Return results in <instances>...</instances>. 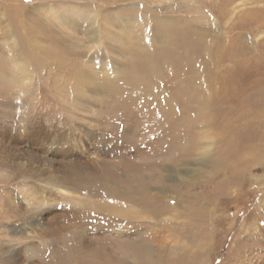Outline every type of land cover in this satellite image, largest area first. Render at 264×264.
I'll return each mask as SVG.
<instances>
[{"label":"rangeland","instance_id":"rangeland-1","mask_svg":"<svg viewBox=\"0 0 264 264\" xmlns=\"http://www.w3.org/2000/svg\"><path fill=\"white\" fill-rule=\"evenodd\" d=\"M153 163L149 194L174 192L147 218L83 189ZM30 169L68 200L12 238ZM8 245L20 264H264V0H0V264Z\"/></svg>","mask_w":264,"mask_h":264},{"label":"bare ground","instance_id":"bare-ground-1","mask_svg":"<svg viewBox=\"0 0 264 264\" xmlns=\"http://www.w3.org/2000/svg\"><path fill=\"white\" fill-rule=\"evenodd\" d=\"M180 140H182L181 137H180ZM179 142H181V141H179ZM168 151H170V147L167 145V143L162 141L160 144H158V147H157L155 154L156 153L158 154L160 159H162L163 163H165L164 161H166L167 163L170 162L172 164L177 163L179 159L175 158L174 156L169 157L167 155L169 153ZM160 162H161V160H160ZM204 165H206V164H204ZM204 165H202V166H204ZM158 166L155 163H153L150 166L145 167L144 169H146V171L149 174V173L154 172L153 169H157ZM212 167H213V169H215V171L216 170L220 171L221 168L223 167V165L215 162L214 164H212ZM136 171H138V170L134 169L133 173H135V174L138 173ZM27 172H30L31 174L30 173H28V174L30 176L32 175L33 178H35L38 181V183H37L38 185L36 186L37 191L36 192L32 191L33 185H34L33 183L30 184L28 181H24V179H23V181L21 183V188L18 191L19 192V198L21 200V202H19V203L22 205L24 204L25 207L27 206V207L31 208V212H30L31 214L24 216L23 214L18 213L17 211H19L20 207L17 205L16 199L14 198L15 195H13V196L11 195L8 197L9 198L8 204L11 206L12 214L17 215L20 219L19 220L20 228H14L13 229L12 233L14 235L12 238H14L15 235H18V236H21L22 238H24V240L26 238H29L28 234H31L34 231H37V228H39V230H38L39 232H45L46 229H48L50 227L48 224L50 222L51 223L53 222V221H50L49 223L46 222V218L51 216V209L54 208V207L49 206L50 200L48 198V195H49L52 202H53V200L56 201L57 206H59V203H63V202L65 203L68 200L66 194H64L62 196V193L59 192V190H63V188L65 189L66 186L65 185L62 186V184L53 177L50 170L49 171H41L42 173L40 172L39 174H36L35 172L33 173V171L31 169L28 170ZM202 172H203V170H201L199 168L194 170L195 175H198ZM152 178L156 179V183L159 182V184H162L163 180H164L163 176H161V175L149 174L148 178H143V180H142V176H141V178H137L135 176V177H133V180L131 179V182L124 184L120 180V177L118 178L116 176L115 177L114 176H103V177L97 178L96 180L84 182L83 183V189L89 193L90 192L96 193L98 196H105L106 197V195H107V198L111 197L112 199L117 198L119 196L123 199L122 202H126V203H128L134 207H137L138 211H136L134 214H136L139 217L144 216V218H147L148 215L152 216L153 214H155V212H157L154 207H153L154 209H152V207H150L152 204L155 205L156 203L159 202V200L168 198V194H170V192H174L173 190H171L170 188H168L166 185L163 184V186H161V187L159 186L157 188L159 193L156 192L155 194L150 195L149 190H148V186H149L150 181L148 179H152ZM69 190L73 191L72 188H69ZM175 193L178 195V193L176 191H175ZM179 195L183 196L182 193ZM185 196H186V194H185ZM186 198L188 200V202H187L188 205L185 206V208H183V209L184 210L188 209V210H186L187 211L186 215H189V213L191 211L195 210V205L198 204V198H197V196H195L193 194L187 195ZM177 200L179 203L180 199L177 198ZM46 206H49V208H45ZM155 206H158V205H155ZM44 235H45V233H44ZM121 245H122L120 247L121 250H125L127 252L133 251L134 253L135 252L140 253V252L146 250V246H148V244H146L142 241L138 245L136 243H132L130 241H128L126 243H122ZM8 247H11V246L8 245ZM23 248L26 249L24 246H23ZM27 249H28V247H27ZM147 249H148V247H147ZM143 254L144 253H142V255ZM99 255H100V253H99ZM144 255L146 257V253ZM88 257H90V255ZM103 257L104 258L101 260H99V259L88 260L85 262V264H123L122 261L118 260L119 257L117 255V253H112V254L109 253V255H105ZM4 260H5L6 264H20L18 261V258L15 255V250L13 247H11L10 250H8L5 253Z\"/></svg>","mask_w":264,"mask_h":264}]
</instances>
